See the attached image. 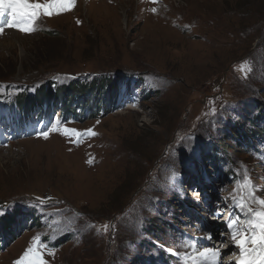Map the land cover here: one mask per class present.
<instances>
[{
	"label": "rangeland",
	"instance_id": "1",
	"mask_svg": "<svg viewBox=\"0 0 264 264\" xmlns=\"http://www.w3.org/2000/svg\"><path fill=\"white\" fill-rule=\"evenodd\" d=\"M35 26L0 35V217L30 212L0 248V264L30 247L47 264H193L201 257L177 252L185 242L212 247L204 237L223 224L211 202L246 219L232 197L245 174L264 189V142L253 137L247 150L232 129L264 127V0H76ZM81 80L97 81L100 93L70 116L31 96L66 81L73 97ZM124 80L131 86L117 92ZM141 83V102L119 109L125 88ZM18 92L29 95L21 107ZM88 129L97 135L80 140ZM37 235L45 247L33 244Z\"/></svg>",
	"mask_w": 264,
	"mask_h": 264
},
{
	"label": "snow or ice",
	"instance_id": "2",
	"mask_svg": "<svg viewBox=\"0 0 264 264\" xmlns=\"http://www.w3.org/2000/svg\"><path fill=\"white\" fill-rule=\"evenodd\" d=\"M156 2V0H153ZM76 0H44L43 3L39 0H0V35L4 34L6 28H12L23 32L25 34H31L35 32L36 21L41 15L52 16L53 14H60L66 12L75 7ZM151 11L155 12L153 8ZM79 23V21H77ZM250 70V69H249ZM213 115L216 113V109H211ZM57 130L55 125L50 131ZM76 130H70L65 128L64 132H75ZM45 139L48 138V133H42ZM79 139L82 140L85 135L95 136L97 133L91 129L86 130L83 134H78ZM89 164L92 160L88 161ZM239 191H245L246 195H239V191L234 189V195L232 197L233 207L239 209L246 219L243 221L241 217L235 213H229V219L227 221V229L229 238L232 244L239 251V256H236V252H232L228 257L229 261L235 258L236 264H264V196H257V191L264 192V189H258L256 185L252 183L251 176L245 174L244 178L239 182ZM41 203H45L48 198H37ZM255 205L256 207H253ZM221 213H217L219 217ZM89 227H96L95 225H89ZM104 232L108 231L109 226H101ZM100 230L99 228L97 229ZM220 235H225L221 233ZM207 240H211V234L204 237ZM33 244L39 247H45L41 244L40 236L33 237ZM228 246L225 241L221 247L226 248ZM185 250L177 255L182 258H191L190 252L195 253L196 256L201 257L203 261H211V264H221V247H203L200 250L196 249L195 242H185L181 245ZM171 252L172 249H169ZM49 255H55L54 250H50ZM15 264H47V261L43 259L40 252L36 247H30L25 251L20 260ZM193 264H197L193 260Z\"/></svg>",
	"mask_w": 264,
	"mask_h": 264
},
{
	"label": "trees",
	"instance_id": "3",
	"mask_svg": "<svg viewBox=\"0 0 264 264\" xmlns=\"http://www.w3.org/2000/svg\"><path fill=\"white\" fill-rule=\"evenodd\" d=\"M134 72V71H133ZM134 73H138L140 74V71L134 72ZM87 76L90 75H94V73H90V72H86ZM111 75V74H109ZM131 78L133 76H130ZM60 81V80H59ZM107 80H102V82L99 84L101 86V90L107 88L106 87V82ZM111 81V80H110ZM66 82V81H65ZM62 84L61 81V86L59 87H54L53 84H49L48 87V83H46L45 85L41 86L40 88L43 90H38L36 91L33 95H31L36 102V105L41 106L45 104V101H49V106L48 108H53L54 106H61L63 108V116H70L75 114L76 111V106L78 105H82L81 103H79V101L81 99H83L86 96H90L93 97L96 94H99V89L95 86H97V84H93L97 81H75L76 85L75 88H77L76 93L74 94V96L72 97L71 93L69 90H71L69 88V84L65 83ZM132 84V82L124 80V81H115V87L117 88V92L120 91V88L122 85H126L127 87H129ZM84 85H89V87H83ZM108 85V84H107ZM93 86V88H91ZM104 87V88H103ZM114 87V88H115ZM56 92H55V90ZM143 89H147V86H144ZM52 92V93H51ZM152 92V91H151ZM58 93H60V98L61 100H57L56 96L58 95ZM150 92H148L147 94H149ZM24 93H19L17 95H15V98L13 99V102L15 104V106L17 107H21L22 104L28 102V99H26L27 97H29V95H23ZM70 95V96H69ZM107 103V101H106ZM83 106V105H82ZM47 108V109H48ZM46 109V111H47ZM99 112H101L102 108L98 107ZM110 111H106L105 115H109ZM261 119L262 122H264V108L261 110L260 116H259V120ZM236 121V120H235ZM264 126V124H263ZM233 133L237 134L236 132H238L239 134L237 136H235L236 138H238L240 136L239 139H237V143L239 144H244L245 148L247 150H249V145L251 146V148L253 147V137H257L255 138L258 142H264V127L262 129H260L259 131H255L254 130H239L236 128H233ZM227 161H230V159H227ZM227 166H229V169L227 170V175L231 174L233 175V169L231 168L233 165L232 164H228ZM156 165H152L151 168H155ZM229 177V175H228ZM27 213L30 212H25L24 209H20L17 211H11L9 213H6L4 216L0 217V244L2 242V246H0V248H4V245L7 243H10L12 240L15 239L16 234L15 233H19L21 232V225L19 224L21 222V217H25ZM32 216H34L32 214ZM37 217V225L40 226V220L39 217ZM33 217H31L32 219ZM221 225V224H220ZM61 241V240H60ZM59 244V243H58ZM49 247H54L56 248V245L50 243Z\"/></svg>",
	"mask_w": 264,
	"mask_h": 264
},
{
	"label": "bare ground",
	"instance_id": "4",
	"mask_svg": "<svg viewBox=\"0 0 264 264\" xmlns=\"http://www.w3.org/2000/svg\"><path fill=\"white\" fill-rule=\"evenodd\" d=\"M122 100L123 101H125V100H128V95L127 94H125V95H123V97H122ZM206 188H204L203 189V192L202 193H204V190H205ZM209 196H210V194H208ZM219 195H221L220 193H219ZM192 196H197V197H199L200 198V194L199 195H192ZM222 196V195H221ZM211 198H210V200L209 201H211L212 200V198H214V197H212V196H210ZM220 197L218 196V199H219ZM200 204V203H199ZM200 206L201 207H203V205H201L200 204ZM223 206H225V204H213L212 202L209 204V206L206 208L207 209V211L209 212H212V213H219V210L221 209V208H223ZM219 222H221L222 224L225 222V221H221V220H218L216 223H218L219 224ZM220 225V224H219ZM210 226V225H209ZM221 226V227H220ZM220 226H216V225H213V228L212 229H210V234H211V236L213 237L211 240H212V247H221L222 246V244L221 243H224L225 241H227V244H228V246L226 247V248H223L222 249V251H221V264H233V259L232 260H230L229 261V259H228V257L231 255V253L232 252H236V253H239V251H238V249H236L235 248V246L232 244V242H231V240L230 239H228L227 237H226V235H220L221 233H225L226 231L225 230H223V226H224V224L223 225H220ZM209 235V234H208ZM221 240H222V242H221ZM218 244H221V245H218ZM190 262H191V260H189Z\"/></svg>",
	"mask_w": 264,
	"mask_h": 264
}]
</instances>
